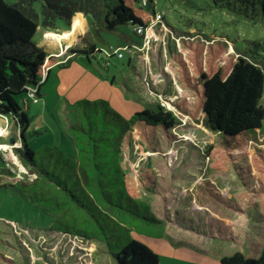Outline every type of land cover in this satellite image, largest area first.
I'll return each instance as SVG.
<instances>
[{
  "label": "trees",
  "instance_id": "1",
  "mask_svg": "<svg viewBox=\"0 0 264 264\" xmlns=\"http://www.w3.org/2000/svg\"><path fill=\"white\" fill-rule=\"evenodd\" d=\"M211 1L219 9L243 10L245 16L249 7L264 15V0ZM158 11L157 0H0V115L13 119L18 132L13 151L23 148L18 158L26 167L17 175L9 166H1L0 179L12 177L13 181H4L3 185L14 187L49 213L50 229L97 242L104 246L113 264L159 263L158 256L131 234L136 231L161 237L170 221L166 212L158 216L144 197V193H154L158 174L144 166L134 179L127 162L130 155L158 149L157 129L167 132L176 126L177 114L154 102L124 119L106 100L78 99L72 104L75 120L66 127L74 154L64 158L58 148L45 146L50 153H57L49 169L42 161L37 162L27 144L29 119L23 110L27 100L20 105L15 96L28 95L34 89L37 97L51 69L70 63L69 56L58 61L56 55L48 54L33 40L39 27L53 29L57 18L69 23L74 15L82 14L94 33L115 32L121 45H130L140 42L134 27H147ZM159 21L171 27L164 16ZM124 25L131 26L135 41L120 28ZM175 30L179 46L172 40L168 62L175 68L182 94L171 104L217 134L203 149L208 168L224 171L231 164L234 172L246 169L248 178H241V199L235 195L230 203L238 209L242 201L245 208L255 207L257 220L264 222V147L260 144L264 141V39L250 40L251 46L229 51L224 37ZM94 50V44L69 49L71 53H84L87 60ZM125 56L129 66L131 57ZM251 145L254 152L249 156ZM0 160L4 161L1 154ZM238 160L241 165L236 167ZM56 166L59 168L55 172ZM176 222L185 225L181 217ZM114 236H124L126 241L117 246L111 239ZM257 245L222 255L219 264H264V248L260 242ZM4 260L7 258L0 251V264Z\"/></svg>",
  "mask_w": 264,
  "mask_h": 264
},
{
  "label": "rangeland",
  "instance_id": "2",
  "mask_svg": "<svg viewBox=\"0 0 264 264\" xmlns=\"http://www.w3.org/2000/svg\"><path fill=\"white\" fill-rule=\"evenodd\" d=\"M157 8L158 12L163 11L161 15L171 27L159 23L160 29L156 27L154 30L159 33L160 41L146 56L137 51L133 53L130 66L126 63V56L110 54L109 47H115L121 41L115 32L106 30L99 34L91 33V39L101 47L95 58L88 61L84 54L75 53L70 55V67L59 69L54 66L41 86L38 103L32 100L31 95L27 98L28 107L23 108L29 119L25 137L35 152L37 162L42 161L45 167L52 169L57 153H50L45 146L58 148L64 158H71L74 154L73 141L66 127L75 120L72 104L78 99L106 100L124 119L145 110L154 102L173 110L179 123L167 132L160 127L157 129L158 149L130 155L127 162L134 179L144 166L153 168L158 174L154 193H144V197L157 215L168 214L170 224L161 237H150L136 231L131 234L158 256V264H219L222 255L238 249L257 248L259 242L264 248V222L257 220L255 207L249 210L250 207L245 208L242 201L238 209L227 203L235 195L241 199L240 184L244 181L241 178H248L244 169L246 164H243L242 172L239 168L234 172L231 164L224 171L208 168L203 149L217 134L200 120L179 113L171 104L182 91L177 84L175 68L168 62L167 44L172 40L167 33L179 29L192 34L198 31L224 37L229 51L240 50L251 46L250 40L263 42L264 15L258 10L253 12L250 7L248 16L242 13L243 10L219 9L211 0H157ZM68 25L64 18H57L55 28L39 27L33 40L55 41L59 52L61 44L68 40L72 42L69 39L71 34L60 32ZM120 28L137 39L130 25ZM49 31L63 33L65 39H52L47 36ZM50 49H55L53 43ZM96 58L104 59L106 63L100 60L97 65ZM23 96H15L20 105H23ZM5 127L0 135L7 137L9 129ZM262 142L260 144L264 147ZM11 144L0 141V154L5 161L0 160V167L9 166L17 175L23 174L26 167L18 158L23 148L12 151ZM249 149L254 150L252 145ZM47 155H51L50 164ZM237 162L236 167H239L241 162ZM58 168L56 166L55 172ZM61 177H64V172ZM4 181L13 179H0V251L7 258L4 264H113L104 246L97 242L50 229L52 217L49 213L14 187L3 185ZM71 182L68 181L69 185ZM180 217L185 224L182 228L176 225ZM111 239L117 246L126 241L124 236Z\"/></svg>",
  "mask_w": 264,
  "mask_h": 264
},
{
  "label": "crops",
  "instance_id": "3",
  "mask_svg": "<svg viewBox=\"0 0 264 264\" xmlns=\"http://www.w3.org/2000/svg\"><path fill=\"white\" fill-rule=\"evenodd\" d=\"M68 24L69 25H68L67 29L60 30V32H66L68 35L71 34L69 39H71L72 42H69L70 40H68V42H66V43L72 44L71 48H84L85 46H88L90 44H94L95 45V50H94V53H93L94 55L92 57L95 58L96 54L100 53V52H97V49H100L101 47H98L97 44L91 39V33H93V32H92V30H91V28L89 26L87 18L84 15H82V14H77V15H74L72 17V19L70 20V22ZM56 30H58V29H56ZM61 39L63 40V39H65V37H62ZM64 41H66V40H64ZM133 41H135V40L133 39ZM51 43H53L55 45V49H50ZM37 44L39 46L43 47V49L48 54H54L55 55L58 52V46H57L55 41L49 40V41H44V42H37ZM119 45H121V44H119ZM168 50H169L168 52H170L172 50V43H170V42H169ZM72 54H75V53H71L69 51V49H68V51L66 52V55H63L64 58L60 59V56H57V60L58 61H63L65 58H67V56L70 57V55H72ZM80 54H84V53H80ZM71 59L72 58L70 57V63L68 65H66L64 67H59V69H64V68L70 67L71 63H72ZM100 60L103 61L104 63H106V61L104 59H101V58L97 59L96 58L97 65H98V62L100 64ZM131 64H133L132 58H131L129 66ZM60 72H62V70H60ZM49 74H48V76H49ZM48 76H47V78H48ZM56 76L60 77L58 73H56ZM47 78L44 80V82L47 80ZM41 86L39 88V95L37 96V101L35 103H38V97L41 96V91H40ZM24 95L25 96H23V102L27 100V103H28V99L27 98H28L29 95H27L26 93ZM27 107H28V104H27ZM12 120L13 119L10 116H8V115H3V114L0 115V128L5 127V125H6L7 128L9 129L8 130L9 131V136L6 137L4 135H0V141L1 142H9L10 143V138H12V137L14 138V142L16 141V136H17L18 132L15 129L14 123H13ZM5 130H6V127H5ZM248 151H250V149ZM253 152H254V150H252L250 152H247V153L250 156ZM228 202L230 203V199L227 200V203ZM229 205H230V207L234 208V206H232L231 203ZM249 210H251V207L249 208ZM216 223H220V221H216ZM169 224L170 223L168 221L167 225H166V228L168 227ZM176 225H177L178 228L179 227L180 228L184 227V226H182L180 224H176Z\"/></svg>",
  "mask_w": 264,
  "mask_h": 264
},
{
  "label": "built area",
  "instance_id": "4",
  "mask_svg": "<svg viewBox=\"0 0 264 264\" xmlns=\"http://www.w3.org/2000/svg\"><path fill=\"white\" fill-rule=\"evenodd\" d=\"M160 13L156 14V18L155 21H153L152 23H150L147 27H142V26H136L134 27V30L137 32V34L140 35V42H133L130 45H117L115 47H109V52L110 54L113 55H117L118 57H124L126 54L128 55H132L133 53L140 52L142 53L144 56H146V54L149 53V50L151 49V47L157 42L160 41L161 37L159 35L158 32H156L154 29L159 25V23H161L159 21L160 19ZM164 27V26H163ZM159 28V27H158ZM160 29V28H159ZM159 31V30H158ZM166 33V32H165ZM164 33V34H165ZM167 35L170 37L171 40H173L176 44V46L178 45V38L176 36H174V34L172 33V31H169L167 33ZM168 41V40H167ZM61 43V42H59ZM63 46V47H62ZM169 46V42L167 44V47ZM72 47V44H61L60 45V49L59 52L56 53V56H63L66 55V52L68 51V49H70ZM101 52V51H100ZM136 52V53H137ZM147 81V80H145ZM145 84L147 85V82H145ZM28 95H31L32 100L34 102L37 101V97L34 94V89H30V91L28 92ZM1 130H5V127L0 128V134H1ZM264 139V136L261 138V140ZM17 145L16 142H12L11 144V150L13 151V148Z\"/></svg>",
  "mask_w": 264,
  "mask_h": 264
},
{
  "label": "bare ground",
  "instance_id": "5",
  "mask_svg": "<svg viewBox=\"0 0 264 264\" xmlns=\"http://www.w3.org/2000/svg\"><path fill=\"white\" fill-rule=\"evenodd\" d=\"M47 36H49L52 39L58 40L59 38L61 39L63 37V33L61 35L60 33L49 31V32H47Z\"/></svg>",
  "mask_w": 264,
  "mask_h": 264
},
{
  "label": "water",
  "instance_id": "6",
  "mask_svg": "<svg viewBox=\"0 0 264 264\" xmlns=\"http://www.w3.org/2000/svg\"><path fill=\"white\" fill-rule=\"evenodd\" d=\"M12 142H14V138L13 137L10 138V143H12Z\"/></svg>",
  "mask_w": 264,
  "mask_h": 264
}]
</instances>
